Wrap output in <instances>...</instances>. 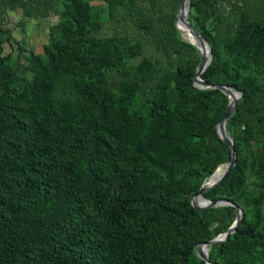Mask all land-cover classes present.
I'll list each match as a JSON object with an SVG mask.
<instances>
[{
	"label": "trees",
	"instance_id": "16d2710c",
	"mask_svg": "<svg viewBox=\"0 0 264 264\" xmlns=\"http://www.w3.org/2000/svg\"><path fill=\"white\" fill-rule=\"evenodd\" d=\"M91 1L0 0V264H206L197 244L237 213L190 201L219 155L231 158L216 129L228 104L218 85L241 93L226 121L236 156L201 196L243 214L208 259L264 264V0H226L231 14L223 0H190L187 20L211 49L200 76L212 88L193 84L201 54L174 25L182 0H105L106 23L90 20ZM16 8L61 17L45 54L18 74L2 55L6 14ZM103 28L108 35L85 37ZM234 62L248 69L242 84ZM54 72L65 89L32 113L31 98Z\"/></svg>",
	"mask_w": 264,
	"mask_h": 264
},
{
	"label": "rangeland",
	"instance_id": "374dc122",
	"mask_svg": "<svg viewBox=\"0 0 264 264\" xmlns=\"http://www.w3.org/2000/svg\"><path fill=\"white\" fill-rule=\"evenodd\" d=\"M220 3L222 4V9H223L222 11L224 12V14L227 11H229L230 14L232 13V10H230V6L226 0L220 1ZM89 16L92 22L106 23L108 20L107 2L105 0H92L89 3ZM60 22H61V17L58 15L51 14L49 17L36 20L31 17L23 16L20 8L9 9L7 11L3 28L9 31L10 36H9V39L3 42L2 44V47H3L2 55L6 59V62L14 68V73L18 74L23 71L22 69H27V67L31 64L32 61H35L36 58L41 57L45 54L46 45L49 40V25L60 23ZM208 26L209 27L211 26L209 22H208ZM179 33L182 38L186 39L185 38L186 35H184L181 32ZM108 34H109V31L106 28L105 29L103 28L101 31L97 33L91 30L87 31L85 37L87 38H92L93 36L100 37V36H105ZM150 52H152V48L149 45H147L143 53L149 54ZM232 66H235L236 68L233 73L235 74L237 78L236 79L237 82L239 84H242L244 81L247 80L248 69L246 67V64L244 65V62H242L241 64L234 62L232 63ZM27 75L28 73L25 72V76ZM17 80L19 82L23 81L22 78H19ZM44 87H46L45 90L41 91L39 96L37 95V97L33 96L31 98V103L29 104L28 109L32 113L34 111L36 112V110L38 111L40 108L42 109L45 106H47V104L50 102V97L56 98L55 95H52V91H51L52 89L54 88L60 89V90L65 89V85L64 83H62L60 79V72L59 73L54 72L53 77L48 75L44 82ZM232 90H234L238 98L237 101H239L241 97L239 96L240 92L233 88ZM67 100H69V97H66L64 99H58L57 100L58 104L56 105L61 106L64 103V101H67ZM82 100L83 99L73 101L74 104L71 108H75L76 106L81 107ZM242 128H245V127L242 126ZM226 133L227 135H229L227 130H226ZM245 134L248 135V131ZM158 138L159 137L156 136L152 139L153 143L151 147L149 148L151 151H154V152L157 151ZM251 147L255 151H258L261 149V145L255 141L251 142ZM202 153H203V150H202ZM219 159H220L219 165L220 164L227 165L230 161V155H228L227 153H221L219 155ZM201 167L199 164L196 163L194 165V168L193 167L191 168L194 170H197V169L200 170ZM247 169H246L247 178L245 180V183H246L245 187L247 186L249 188L252 186L251 183L255 177L250 172V168L249 170ZM145 170H148V168H145ZM236 194L242 195V191H238L236 192ZM192 196L190 197V200Z\"/></svg>",
	"mask_w": 264,
	"mask_h": 264
},
{
	"label": "water",
	"instance_id": "95a60500",
	"mask_svg": "<svg viewBox=\"0 0 264 264\" xmlns=\"http://www.w3.org/2000/svg\"><path fill=\"white\" fill-rule=\"evenodd\" d=\"M182 1L180 2L179 6H178V9H177L176 15H175V19H174V25L177 28V30L179 32H181V33H182V31L180 29V26L177 24V19H178V14H179V10H180V6L182 4ZM189 3H190V0H188L186 17H185V19H183V22L188 27V29L191 30L193 35L195 37H197L199 39V41L204 46L206 44L207 52L209 54L208 61L203 64L202 50L200 51L201 59H200L198 65L196 67V71H195V74L193 76V84L196 87H198V88H212V87H216V86L204 81L201 78V76H200L201 73L205 70V68L207 67V65L209 64V62L211 60V49H210V46H209V43L207 42V40L199 32H197L190 25V23L187 20V14H188V11H189ZM217 87H219L228 96V104H227L226 113L222 117V119L217 123L216 129H217V133H218L219 137L230 147V149H231V158H230L229 163L226 165V168L223 170V172L216 179H213V176H214V174L216 172V169H217V167H216L214 172L211 175H209L208 178L202 183L199 191L192 196L190 201H191V204L194 207H197L199 209L210 207V206H215V205H226V204L233 205V206H235L237 213H236V217H235L234 221L228 227L227 230H225L222 233H219L218 235L214 236L212 239H209L207 241L200 242L199 244H197V246H196V254H197V256L200 259L204 260L206 262V264H213L208 259V247H209V245H211L213 243H216V242L224 241L229 234L234 232L235 228H236V225L240 222L242 214H243V211H242V209L239 206L235 205L233 202H231V201H229L227 199L223 198V199H218V200H215V201H211V200L205 199V198H203L201 196L202 192H204L207 189L217 185L227 175L229 169L233 166V164L235 162V156H236L232 139L226 133V121H227L228 117L231 115V113L233 112V109H234V107L236 105V102H237L238 98H237V95H236V96L233 97L232 100H230V96L233 95V93H234L233 90L231 89V87H228L227 85H218ZM239 96H241V93H239ZM200 197H202V198H200ZM196 199H200V203L199 204H197L195 202ZM201 245L204 246L203 249H200Z\"/></svg>",
	"mask_w": 264,
	"mask_h": 264
},
{
	"label": "bare ground",
	"instance_id": "6f19581e",
	"mask_svg": "<svg viewBox=\"0 0 264 264\" xmlns=\"http://www.w3.org/2000/svg\"><path fill=\"white\" fill-rule=\"evenodd\" d=\"M187 5H188V0H183L182 4L180 6V10H179V14H178V19H177V24L180 26V29L182 31V33L185 36V38L191 43L193 44L199 51L202 50V56H203V64L206 63L209 59V54L207 52V48H206V44L205 46L199 41V39L197 37H195L193 35V33L191 32L190 29H188V27L184 24L183 19H185L186 17V12H187ZM234 91V90H233ZM236 96L235 92L233 93V95L230 96V100L233 99V97ZM226 168V165L224 164H220L217 166L216 172L213 176V179H216L222 172L223 170ZM195 202L197 204L200 203V199H196ZM204 246L201 245L200 249H203Z\"/></svg>",
	"mask_w": 264,
	"mask_h": 264
}]
</instances>
